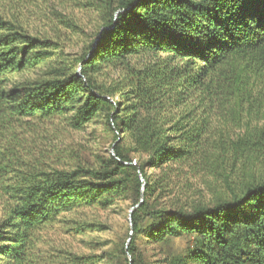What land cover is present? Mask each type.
Wrapping results in <instances>:
<instances>
[{"label":"trees","instance_id":"16d2710c","mask_svg":"<svg viewBox=\"0 0 264 264\" xmlns=\"http://www.w3.org/2000/svg\"><path fill=\"white\" fill-rule=\"evenodd\" d=\"M0 264H264V0H0Z\"/></svg>","mask_w":264,"mask_h":264},{"label":"rangeland","instance_id":"374dc122","mask_svg":"<svg viewBox=\"0 0 264 264\" xmlns=\"http://www.w3.org/2000/svg\"><path fill=\"white\" fill-rule=\"evenodd\" d=\"M81 142L83 143H88L90 141H92L94 143V145L101 149V150H107L108 149V144H110L111 142V135L109 133H105V131L103 130V127L101 125H94L91 126L85 134L82 135ZM123 212L121 213L120 216L118 215H112L111 216V221L112 224H115V227L120 229V233L122 234L124 231V224L125 222L128 223V215L126 212H129L132 210L127 209L125 206ZM130 226V225H129Z\"/></svg>","mask_w":264,"mask_h":264},{"label":"water","instance_id":"95a60500","mask_svg":"<svg viewBox=\"0 0 264 264\" xmlns=\"http://www.w3.org/2000/svg\"><path fill=\"white\" fill-rule=\"evenodd\" d=\"M128 222H129V225L131 227V211L129 212V215H128Z\"/></svg>","mask_w":264,"mask_h":264}]
</instances>
